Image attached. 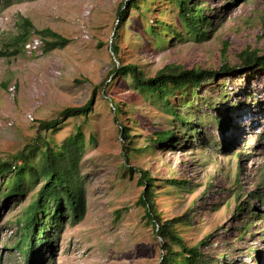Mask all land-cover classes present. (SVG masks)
Segmentation results:
<instances>
[{
  "label": "rangeland",
  "instance_id": "1",
  "mask_svg": "<svg viewBox=\"0 0 264 264\" xmlns=\"http://www.w3.org/2000/svg\"><path fill=\"white\" fill-rule=\"evenodd\" d=\"M189 1L210 21L206 40L187 33L174 0H22L0 8V50H19L0 57V159L38 136L62 145L78 128L83 133L77 177L85 216L74 220L65 207L34 264H160L166 240L140 201L145 171L154 178L160 219L187 247H198L203 264H264V65L240 59L248 48L264 56V0ZM119 9L127 19L118 60L111 44ZM25 18L34 26L25 43L42 40L36 52L15 41ZM157 20L165 29L146 33ZM45 28L67 45L46 52L38 32ZM127 64L149 78L171 64L216 74L162 100L137 89L131 76L112 74ZM86 103L87 116H61ZM51 119L60 120L58 128L42 130L40 122ZM121 126L132 137L128 152ZM164 130L172 131L168 139L152 141ZM2 177L0 264H25L16 247L20 221L44 180L28 176L20 193L6 196L13 176Z\"/></svg>",
  "mask_w": 264,
  "mask_h": 264
},
{
  "label": "trees",
  "instance_id": "2",
  "mask_svg": "<svg viewBox=\"0 0 264 264\" xmlns=\"http://www.w3.org/2000/svg\"><path fill=\"white\" fill-rule=\"evenodd\" d=\"M22 0H0V8H5L13 3ZM144 1V0H142ZM178 10V17L184 29L190 35H193L197 40L208 39V30L206 29L210 21L204 14V8L198 5H192L189 0H174ZM131 8L141 10V2L134 1ZM145 18L144 12H140ZM127 19V10L119 9L118 11V26L112 38L111 49L119 60V44L120 37L119 29ZM164 23L157 20L156 25H150L145 28L146 33L157 35L159 30L157 27H162ZM21 28L24 30L16 39L17 43H25L27 34L30 29H34L30 19H23ZM45 42L44 50L46 52L64 47L69 42V39L62 36L50 28H45L38 31ZM175 33V30H172ZM18 49L9 52L0 50V57H7L18 53ZM240 59L243 64H261L264 65V56L259 55L258 50L250 48L240 53ZM225 68V67H224ZM228 68V67H226ZM116 77L125 78L131 76L137 89L142 92H149L159 99L167 100L169 95L177 90L187 88L198 89L205 81L212 79L216 72L206 69H183L181 66L174 64L168 65L158 71L154 77H145L143 72L136 65L127 64L124 66H115L112 74ZM168 105V103H167ZM115 110L121 111L122 108L118 103H114ZM171 109V108H170ZM92 110L91 103H86L79 107H67L61 112L62 117H79L87 116ZM175 115H178L175 111ZM179 117V115H178ZM60 120L51 119L40 122L42 130L57 129ZM124 133V142L126 143V152L131 149L132 137L127 132L126 126H121ZM171 130L158 131L155 133L152 141L162 142L168 139L171 135ZM165 136V137H164ZM83 149V133L78 128L77 135L69 137L62 145L51 144L46 138L38 136L32 144H28L23 150L18 152L9 160L0 159V176L5 178L6 175H11V185L6 196H12L20 193L23 189L24 181L29 176L30 179H43L44 182L37 192V196L26 209L20 224L21 234L16 243L17 249L25 256V264H34L39 247L48 242V234L50 228L59 227L63 216H65L64 208L67 207L73 219H82L86 212V191L85 188L78 183L77 164L79 155ZM35 153V154H34ZM38 161L34 163V159ZM5 175V176H4ZM140 183L146 188L140 196V201L144 205L149 220L154 221L156 225V233L166 240L163 248L166 255L162 258L160 264H203V254L198 250V247H187L170 225V221H162L160 215L155 209L153 187L155 183L152 177L148 176L145 171L141 174ZM173 183H184L173 180ZM262 200L264 193L261 194ZM54 212L52 213V209ZM49 219V224L46 221ZM48 227H50L48 229ZM178 245V250L173 251L172 246Z\"/></svg>",
  "mask_w": 264,
  "mask_h": 264
},
{
  "label": "built area",
  "instance_id": "3",
  "mask_svg": "<svg viewBox=\"0 0 264 264\" xmlns=\"http://www.w3.org/2000/svg\"><path fill=\"white\" fill-rule=\"evenodd\" d=\"M41 45H42V40L39 38H35L25 43V47L29 52H36L37 50H39Z\"/></svg>",
  "mask_w": 264,
  "mask_h": 264
}]
</instances>
